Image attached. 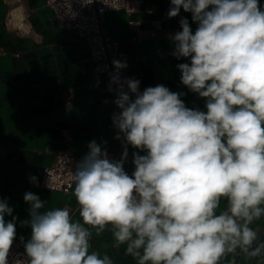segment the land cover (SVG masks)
<instances>
[{"label":"clouds","instance_id":"9594fccd","mask_svg":"<svg viewBox=\"0 0 264 264\" xmlns=\"http://www.w3.org/2000/svg\"><path fill=\"white\" fill-rule=\"evenodd\" d=\"M180 82L202 98L189 108L158 84L122 77L113 61L108 91L119 159L95 139L71 170L75 204L48 207L25 192L30 229L12 264H115L94 238L135 264H264V4L261 0H170L167 18ZM107 103V101H105ZM129 148L133 170L129 162ZM38 186V177L30 176ZM0 198V264H9L18 217ZM10 217L11 219H7Z\"/></svg>","mask_w":264,"mask_h":264},{"label":"crops","instance_id":"0c3cea01","mask_svg":"<svg viewBox=\"0 0 264 264\" xmlns=\"http://www.w3.org/2000/svg\"><path fill=\"white\" fill-rule=\"evenodd\" d=\"M13 1L0 0V198L14 208L16 241H20L19 237L30 235V229L19 224L28 217L25 192L49 201L48 207L75 204L71 189L60 192L41 184L42 168L51 163L55 150L68 149L79 161L95 139L106 141L110 158L119 159L122 144L114 139V96L105 87L103 76L91 71L85 40L74 30L60 27L45 0H21L28 33L6 28L4 21ZM169 7L170 0H139L131 14L106 12L102 27L125 55L128 67L124 77L140 80L141 91L162 84L173 92L186 93L181 98L187 107L203 110L205 101L180 82L176 65L187 61L171 55L173 44L168 39L181 30V16L189 19L193 30L196 25L183 10L180 16L167 18ZM132 151L129 148L125 165L129 173L133 170ZM30 176L38 177V186ZM92 244L107 251L115 264H135L123 255V247L112 246L109 232L94 238ZM237 264L245 261L237 258Z\"/></svg>","mask_w":264,"mask_h":264},{"label":"built area","instance_id":"2783aa9c","mask_svg":"<svg viewBox=\"0 0 264 264\" xmlns=\"http://www.w3.org/2000/svg\"><path fill=\"white\" fill-rule=\"evenodd\" d=\"M45 4L60 27L74 30L85 40L89 52L90 69L103 76L104 85L108 90L110 74L115 71L113 61L123 62L125 55L118 49L117 41L110 38L104 31L103 16L112 10H123L126 14H131L138 8L139 0H45ZM26 16L22 1L14 0L4 24L10 30L26 34L29 31ZM129 22L132 25L137 23L133 20ZM124 75L125 69L121 71V76L124 77ZM112 95L114 96L113 93ZM76 162L70 150H55L51 163L42 168L41 184L49 190L69 192V184L72 182L71 170H74ZM23 252L21 241H15L10 251L9 264H12L17 254L22 255Z\"/></svg>","mask_w":264,"mask_h":264}]
</instances>
